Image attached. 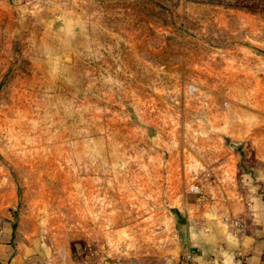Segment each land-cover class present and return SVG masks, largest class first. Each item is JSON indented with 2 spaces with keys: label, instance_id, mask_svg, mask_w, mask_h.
Here are the masks:
<instances>
[{
  "label": "rangeland",
  "instance_id": "obj_1",
  "mask_svg": "<svg viewBox=\"0 0 264 264\" xmlns=\"http://www.w3.org/2000/svg\"><path fill=\"white\" fill-rule=\"evenodd\" d=\"M258 170L264 0H0V247L183 264Z\"/></svg>",
  "mask_w": 264,
  "mask_h": 264
},
{
  "label": "crops",
  "instance_id": "obj_2",
  "mask_svg": "<svg viewBox=\"0 0 264 264\" xmlns=\"http://www.w3.org/2000/svg\"><path fill=\"white\" fill-rule=\"evenodd\" d=\"M257 175L248 198L234 207L232 221L221 223L220 227L216 223L219 228L215 232L209 228L207 232L186 238L188 246L192 247L191 264H264V170H258ZM236 221L239 225H235ZM40 256H43L41 252L32 253L31 249L0 247V264H85L80 261L59 263L54 258L46 261ZM173 261L161 264H177ZM101 264L128 263L110 261Z\"/></svg>",
  "mask_w": 264,
  "mask_h": 264
},
{
  "label": "built area",
  "instance_id": "obj_3",
  "mask_svg": "<svg viewBox=\"0 0 264 264\" xmlns=\"http://www.w3.org/2000/svg\"><path fill=\"white\" fill-rule=\"evenodd\" d=\"M235 225H239V222L236 221V222H235ZM184 259H185V260H184V261H185L184 264H191V263H192L191 258H190V254L187 253V254L185 255Z\"/></svg>",
  "mask_w": 264,
  "mask_h": 264
}]
</instances>
